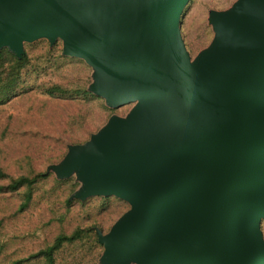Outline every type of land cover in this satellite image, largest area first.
<instances>
[{
    "label": "water",
    "instance_id": "95a60500",
    "mask_svg": "<svg viewBox=\"0 0 264 264\" xmlns=\"http://www.w3.org/2000/svg\"><path fill=\"white\" fill-rule=\"evenodd\" d=\"M190 0H0V50L65 41L96 70L113 117L55 171L80 197L132 209L100 234L107 264H264V0L212 13L213 47L192 64L180 25Z\"/></svg>",
    "mask_w": 264,
    "mask_h": 264
},
{
    "label": "rangeland",
    "instance_id": "374dc122",
    "mask_svg": "<svg viewBox=\"0 0 264 264\" xmlns=\"http://www.w3.org/2000/svg\"><path fill=\"white\" fill-rule=\"evenodd\" d=\"M239 0H190L180 31L192 64L214 45L216 29L211 14L233 10ZM24 53L31 66L23 76L17 96L0 103V169L11 178L48 174L34 188L25 210L26 189L0 193V264H46L40 257L30 259L53 245L57 237L77 230L83 239L64 244L55 254V264H107L106 247L99 236H107L119 219L131 211V204L102 193L85 198L79 171L61 177L59 167L75 145L89 142L117 117L127 119L137 103L111 108L93 92L96 70L86 60L64 54L65 41L54 44L47 36L24 41ZM24 54V55H25ZM59 86L69 92L84 90V99L52 97L47 89ZM75 142H82L76 144ZM9 179L0 180L7 185ZM264 235V219L261 223ZM129 264H136L130 260Z\"/></svg>",
    "mask_w": 264,
    "mask_h": 264
},
{
    "label": "trees",
    "instance_id": "16d2710c",
    "mask_svg": "<svg viewBox=\"0 0 264 264\" xmlns=\"http://www.w3.org/2000/svg\"><path fill=\"white\" fill-rule=\"evenodd\" d=\"M31 60L29 56L25 54L22 58H18L13 54L8 48H3L0 50V103L6 104L10 102L22 86L24 80L23 76L26 71H29L31 66ZM47 94L52 97L69 98L72 94L78 97H83L86 99L89 95L84 90H78L76 92H69L60 88L59 86L47 89ZM76 144H81L82 142H75ZM48 174H37L35 176H21L18 178H11L6 173L0 169V180L9 179L7 185L0 184V193H15L22 189H26L24 196V203L21 205L20 210H25L32 201L35 186L44 179L48 178ZM83 239V233L77 230L71 235H61L56 238L53 245L47 247L46 249L40 251L37 255L30 257L33 259L35 257H40L45 260L46 264H55V254L63 247L64 244H71L78 240ZM29 260V259H27ZM24 261H18L14 264H21Z\"/></svg>",
    "mask_w": 264,
    "mask_h": 264
}]
</instances>
